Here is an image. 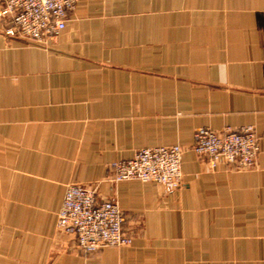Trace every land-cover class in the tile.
<instances>
[{"label":"crops","instance_id":"0c3cea01","mask_svg":"<svg viewBox=\"0 0 264 264\" xmlns=\"http://www.w3.org/2000/svg\"><path fill=\"white\" fill-rule=\"evenodd\" d=\"M0 20V264H264V0H81L53 42ZM251 126L250 169H212L198 128ZM179 145L182 185L107 182ZM69 185L115 200L129 246L82 254L56 229Z\"/></svg>","mask_w":264,"mask_h":264},{"label":"built area","instance_id":"2783aa9c","mask_svg":"<svg viewBox=\"0 0 264 264\" xmlns=\"http://www.w3.org/2000/svg\"><path fill=\"white\" fill-rule=\"evenodd\" d=\"M81 0H0V20L5 34L31 44L53 42L65 27L68 14ZM192 151L216 169L219 165L250 169L257 160L258 137L251 126L215 132L198 128ZM179 145L143 148L128 160L109 165L112 183L139 181L162 186L171 193L182 185ZM125 217L118 204L99 199L96 190L80 185L66 187L56 218V229L71 237L82 254L105 247L129 246L132 238L123 230Z\"/></svg>","mask_w":264,"mask_h":264},{"label":"rangeland","instance_id":"374dc122","mask_svg":"<svg viewBox=\"0 0 264 264\" xmlns=\"http://www.w3.org/2000/svg\"><path fill=\"white\" fill-rule=\"evenodd\" d=\"M110 165V164H109ZM109 165H108V167H107V176H106V178H105V180L107 181V182H110V180H109V172H108V168H109ZM115 184H117V183H115ZM84 187V186H83ZM91 189H93V188H91ZM96 194H97V196H98V198L99 199H103L104 200V198H101L99 195H98V193L96 192ZM105 200H108V199H105ZM109 201H112V202H115L116 204H117V202L115 201V200H109ZM120 208V207H119ZM97 253V252H96ZM95 254V253H94Z\"/></svg>","mask_w":264,"mask_h":264}]
</instances>
